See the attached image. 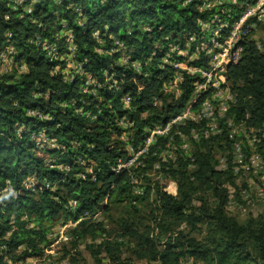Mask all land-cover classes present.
I'll use <instances>...</instances> for the list:
<instances>
[{
    "label": "trees",
    "instance_id": "trees-1",
    "mask_svg": "<svg viewBox=\"0 0 264 264\" xmlns=\"http://www.w3.org/2000/svg\"><path fill=\"white\" fill-rule=\"evenodd\" d=\"M14 1L0 0V49L12 46L15 62L28 70L0 74V264H6L5 258L40 257L49 247V230L60 220L77 223L74 246L94 240L105 230L90 218L118 208L125 214L116 223L120 238L132 245L136 260L264 264V209L243 221L228 215L227 186H234V178L231 168L215 169V152L222 150L217 138L193 142L194 162H163L160 181L144 187L142 195L130 187L131 175L139 174L140 167L111 171L118 160L126 162L143 150L147 129L166 126L194 101L192 84L197 78L185 72L181 71L178 96L164 91L163 84L174 81L176 72L164 59L171 56V46L184 48L189 37L200 36L198 22L207 15L200 14L194 2L183 6V0H24L17 8ZM23 5L31 11H24ZM242 45L239 61L225 73L235 98L227 115L237 124L259 129L264 125V49H257L251 39ZM121 57L127 58L126 64L118 63ZM68 62L73 64L69 81L56 71ZM86 76L94 82L86 83ZM124 97L129 98L127 106ZM122 118L127 128L118 125ZM195 127L187 121L173 130L189 135ZM39 133L56 148L36 147L31 140ZM122 133L129 134L126 142ZM167 141L156 137L143 154L151 158L150 165ZM79 161L91 174L78 169ZM77 174L87 178H76ZM28 177L33 178L34 192L23 187ZM7 186L14 196L1 192ZM199 191L210 192L211 201L195 199ZM70 202L77 203L73 212L66 210ZM138 204L149 209L151 225L137 222ZM31 221L36 227L29 229ZM184 223L196 226L200 238L161 243L158 236ZM153 228L156 237L151 235ZM121 244L102 239L86 248L96 264L101 253L109 264H119Z\"/></svg>",
    "mask_w": 264,
    "mask_h": 264
},
{
    "label": "rangeland",
    "instance_id": "rangeland-1",
    "mask_svg": "<svg viewBox=\"0 0 264 264\" xmlns=\"http://www.w3.org/2000/svg\"><path fill=\"white\" fill-rule=\"evenodd\" d=\"M184 1V0H183ZM24 0H15L14 1V8L22 7ZM183 3V2H182ZM228 6H223L221 9L219 8H212L210 10H198L200 14H205L207 17H211L218 13L217 15L220 17L221 20H225V15L221 14L222 8H227ZM198 9V8H197ZM24 11H31L30 6L23 5ZM217 10V11H216ZM216 11V12H214ZM201 36V35H200ZM199 36V37H200ZM212 35V32L207 33L203 36V38L200 40L199 37H196V40L189 41V38L186 40L184 48H181L178 45L171 46L172 48H175L176 50H173L171 52L170 60L165 63L170 65L174 70H176L174 77L178 78L177 82L181 79L180 74L177 70L181 69H187V68H193L198 65H191L194 62H200L204 59L201 49L203 47L202 42H206L207 39H209ZM251 40H254L257 43H264V29H260L254 32V34L250 37ZM208 44V43H206ZM192 47V49H191ZM0 52H3L5 56L7 57L6 64L4 63L5 60L3 58H0V74L2 73H10L14 72L17 74L25 73L27 72V67L23 63H17L15 62V55L16 51L12 46H5L2 49H0ZM176 55V57H181L183 60H177L173 55ZM56 55V54H55ZM56 58V57H55ZM168 59L167 57L164 59ZM63 60V58H61ZM165 62V61H164ZM118 63L120 64H126L127 58L121 57L118 60ZM67 67L65 69H61L60 66L56 67V70L58 73H70L73 70V64L66 63ZM135 69L137 70V65L134 63ZM174 65L178 66V69L174 68ZM69 70H71L69 72ZM67 75V74H66ZM197 77V76H195ZM227 87L230 90L229 85L227 84ZM163 88L166 89L168 92H171L172 90L176 89V84L173 82V80H170L163 84ZM231 92V91H230ZM212 93H207L206 95H203L201 99H199L198 102L200 104L207 100V102L210 104V112L211 117H207V113L201 109L198 105L197 108L194 109L191 115L192 119H194L196 123V127L189 130L191 133H195L198 135V139L202 137V132L205 131L207 126L209 124H216V126H220L222 129V133L218 136H212L211 138H217L216 140L219 145H221L222 150H217L215 152V160H216V170L223 171L226 169H230L233 171V178H234V186H227L229 195H230V201H239L241 197H239V194L246 193V195L250 199V205L244 206V210L242 211H227L229 216H233L237 218L239 221L245 220L249 215H256L258 212H260L262 209H264V187H261L260 179L264 174V171H259L258 173L254 174L253 171L250 168V165H256L257 163L252 162L249 163L251 158L257 157L258 160L261 162L260 165H264V130L257 135V143H253L250 146H247L245 141L243 139H240L239 133L240 127L235 128L236 136L235 140H232L228 138L229 132H227L226 123L228 120H233L232 118L228 117L227 113L223 112V110H220L221 107L230 106L229 103H227L226 95H224V100L219 103L213 101ZM197 102V103H198ZM196 103V104H197ZM154 104H157L156 102ZM127 105V104H125ZM225 113V114H224ZM118 125L121 128H127L129 124L125 121V119H120L118 121ZM177 125L181 124H175L172 127L169 128V131L163 136L165 140H168L167 143L163 146H159V157L157 158V161H155L152 165L149 164L151 161V158L147 155L140 154L137 158H133L134 162L127 168H137L140 167L142 171L138 174L135 173V176L131 175L130 178V187L132 193L135 195H138L137 193H140L139 195H142V192L144 191V187H153L154 183L156 181H160L161 179V171L163 170L162 163L173 161L177 165L182 163L181 160L185 161L189 158H192L193 154V141L190 137L191 135L184 134L181 130L176 129L173 130V127H176ZM239 124L235 123V126H238ZM184 126V125H181ZM155 129L159 128L158 126H154ZM148 134V132H146ZM129 136L128 133H122L121 139L125 142L127 141V137ZM157 137V136H156ZM177 137V138H176ZM147 138V137H146ZM253 137H249V139ZM156 139V138H155ZM32 143L36 147H46L50 149L56 148L52 142L48 141L43 133H39L38 135L32 136ZM234 141L236 143L242 142L241 146V158L240 159H234L236 157V153L233 147ZM147 152V151H146ZM145 152V153H146ZM147 154V153H146ZM190 160V159H189ZM124 164L122 160H119ZM128 163V162H127ZM250 164V165H249ZM54 165L53 163H48V166ZM78 169H82L86 171V173L91 174L90 169H87L85 167V164L82 161L78 162ZM231 166V167H230ZM50 168H58V169H64L65 171H69V167H54L50 166ZM188 169H193L192 165H189ZM76 178H82L86 179L87 177L85 175L77 174L75 175ZM131 182H134L132 185ZM250 184H257L259 187H248ZM8 187V186H7ZM23 187L31 192H34V183L33 178L28 177L24 183ZM29 187V188H27ZM173 187V183L169 184V188L171 189ZM237 187V189L235 188ZM6 188H3L1 192H5ZM257 191H261L263 194V197L257 196ZM200 197H203L207 199L208 201H211V195L210 192L205 191H199L197 195H195V199H199ZM239 199V200H238ZM197 200L193 202V206L197 205ZM77 206V203L70 202L66 210L73 212ZM124 207V206H123ZM137 209L139 210V216L140 218L137 220L142 225H151L150 221H148V214L149 209L145 206V204L137 205ZM125 214L121 212V209H114L110 214L108 215H102L99 213V215H95L92 217V221L94 223H102L105 232L100 234L99 237L92 240L90 238L85 239L83 242H80L79 246L76 247L73 245L74 240L72 236V231L77 227V223L72 222L70 220L67 221H58L54 222L55 224L53 227L49 230L47 234V240L49 243V247L45 250H43V253L40 257H28L20 261L12 260L5 258L6 264H96L95 257L92 255V253L89 252V250L86 248L89 245L97 246L102 239H109L111 241L118 240L121 242V258L119 264H158V262H148V261H139L136 260L133 255L131 254L132 245L126 240L120 238V231L118 226L116 225L117 222H119V219L121 217H124ZM63 219V218H62ZM23 221H27L26 217L24 216ZM27 227L29 229H32L36 227L35 223L32 221L27 224ZM197 227H193L191 224L184 223L177 227L175 230L168 234H161L159 237L161 243L166 242L168 239L175 240V239H199L200 235L196 231ZM152 237L157 236V231L153 228L151 231ZM19 253V251L17 252ZM98 259L100 260V264H109L108 259L105 257L103 253H101L98 256ZM190 259H186L183 261V264H191Z\"/></svg>",
    "mask_w": 264,
    "mask_h": 264
},
{
    "label": "built area",
    "instance_id": "built-area-1",
    "mask_svg": "<svg viewBox=\"0 0 264 264\" xmlns=\"http://www.w3.org/2000/svg\"><path fill=\"white\" fill-rule=\"evenodd\" d=\"M192 2L195 3L196 9L198 8L197 11L206 9L210 10L212 8L221 9V7L223 6H228L227 8H222V10H220L221 14L225 15V20H221L220 17L217 15L218 13H216L215 15L211 17H206L205 19L198 22V27L200 29L201 35L199 37L200 40L207 33L212 32L213 35L209 39H207L206 42H202L203 47L201 49V53L204 57L202 62H200L198 66L193 68H187L186 70H177L180 74L179 79L181 80L182 72H185L187 75L197 76V79L192 84L194 90V101L191 105H189V107L184 110V112L180 116H178L174 120H171L168 124H166V126H158L159 128L156 129L155 127H153L152 129H147L146 132H148V135L146 136L147 138L143 150L139 151L137 154H134L124 164H122V162L118 160L117 164L111 169V171L115 174H118L122 170H127V168L134 162L133 158H137L140 154H144L147 151L148 147L155 142L156 136L163 137L169 131V128L173 125H185V122L187 121L195 123L194 119H192L191 117V112H193L194 109L198 107V105L200 104V102L198 101L203 97V95H206L207 93H212V100L219 103L224 100V95H226L227 103H229L230 106L235 102L233 94L227 87L225 73L230 65H234L239 61L243 51L242 42L246 39H250V37L254 34L255 31L264 29V0H184L182 4L183 6H186ZM8 37H10V35H8ZM71 40V35H68L67 43L69 45V51L73 52V47L70 46ZM194 40H196L194 36L189 37V41ZM39 42V38L36 37V43ZM254 43L257 46V49H264V43L259 44L255 41ZM40 44L44 47V50L52 53L53 49L50 48L47 44ZM117 45L120 48L122 47V45L120 44ZM173 50L176 49L170 48V52H172ZM0 58H3L5 60L4 63L6 64L7 57L5 56V54H3V52H0ZM167 58L168 59L164 60V63H167L170 60V56H167ZM133 67L135 68L134 64ZM174 68L178 69V66L174 65ZM76 70L77 72H80L81 68L79 67ZM63 74H65V79L67 81L71 79L67 73ZM86 78V83L94 82L91 76H86ZM177 79L178 78H174L173 81L176 84V89L172 90L171 92H168L166 89H164L166 93H172L176 96L179 95V83L177 82ZM181 80L179 82H181ZM122 101L124 106H127L129 104L128 97H124ZM230 106L226 107L227 109H225V107H221L220 110H223V112L227 113L229 111ZM199 107L207 113V117H211L210 104L207 102V100H204ZM235 123L236 122H234V120H228L226 123L227 132H229L228 138L235 140L236 136L239 133V138L243 139L247 146H250L253 143H257V135L264 130V125L259 129H254L247 128L243 124L235 126ZM236 127H240V132H238L237 135L235 132ZM221 133L222 129L220 126L217 127L216 124H209L205 131L202 132V137H200L199 139L198 135L195 133H191V131L189 135H191L190 137L192 138V140H194L193 142H197L200 139L207 140L210 137L218 136ZM249 137H253L254 139H249ZM235 141L233 143V147L236 153V157L234 159H240L242 142L236 143ZM189 159L194 162L193 157ZM252 162L257 163V166L249 164L254 174L258 173L259 171H264V165H260L261 162L258 160L257 157H254V159L252 157L249 163ZM260 182L261 187H264V174L261 177ZM131 183L132 185L134 184V182ZM248 187L259 186H257V184H250L248 185ZM5 192H8L14 196V191L10 186L6 187ZM137 194L139 195L140 193ZM257 196L262 198V192L257 191ZM250 203L251 202L249 197L246 195V193H243L241 194V198L239 201H230L225 209L228 212H243L244 206H249ZM96 215H99V213H97ZM92 217L90 219H92ZM87 218L89 219V217Z\"/></svg>",
    "mask_w": 264,
    "mask_h": 264
}]
</instances>
